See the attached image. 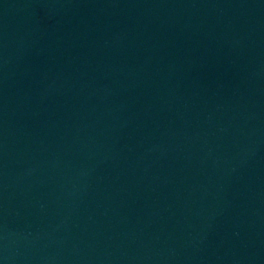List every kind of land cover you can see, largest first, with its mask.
I'll return each instance as SVG.
<instances>
[{
  "label": "water",
  "instance_id": "water-1",
  "mask_svg": "<svg viewBox=\"0 0 264 264\" xmlns=\"http://www.w3.org/2000/svg\"><path fill=\"white\" fill-rule=\"evenodd\" d=\"M0 264H264V0H0Z\"/></svg>",
  "mask_w": 264,
  "mask_h": 264
}]
</instances>
